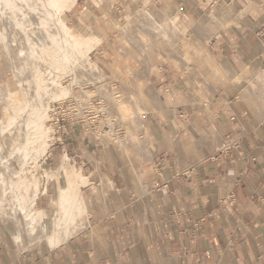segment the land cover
<instances>
[{
	"label": "crops",
	"instance_id": "obj_1",
	"mask_svg": "<svg viewBox=\"0 0 264 264\" xmlns=\"http://www.w3.org/2000/svg\"><path fill=\"white\" fill-rule=\"evenodd\" d=\"M225 1L168 0L182 24L188 21L186 36L202 62L215 69L203 63L198 71L215 76L204 80L206 94L190 88L183 69L162 73L172 104L146 115L155 154L151 165H142L144 194L113 200L118 207L110 209L92 190L87 225L77 234L16 255L0 245V264H264V115L246 110L234 81L236 72L264 69V0H231L232 23L225 16L207 19L206 11L222 10ZM65 139L55 149L74 165L81 160L89 183H99L94 166L79 155L85 146L78 136L67 145ZM98 166L106 182L122 184L110 165ZM164 182L167 187L153 188Z\"/></svg>",
	"mask_w": 264,
	"mask_h": 264
},
{
	"label": "bare ground",
	"instance_id": "obj_2",
	"mask_svg": "<svg viewBox=\"0 0 264 264\" xmlns=\"http://www.w3.org/2000/svg\"><path fill=\"white\" fill-rule=\"evenodd\" d=\"M69 1L0 0V76L6 74L15 83L13 88H11L12 84L8 82L0 85V221L3 231L8 237L16 241L20 252L29 245L40 243L43 238H46L50 247L54 248L67 241L87 225L85 200L80 190H76L73 185V183H78L77 181H81L80 184H83L86 178L85 176L82 177L78 170H74L72 174L67 173L64 165L65 154L58 159L57 166L52 171L40 172L37 176L38 178L29 173L30 163L35 164L46 153L54 141V134L59 130L58 124L50 116L53 100H58L70 93L75 84L84 86L82 83L84 80H89L88 82L90 80L92 82L100 80V71L86 55L83 41L80 42L77 37L70 34L59 16L60 8L62 7L60 4ZM144 2L147 3L149 0H144ZM137 10L139 11V9ZM140 13H143L142 9ZM224 16V13L219 10L212 19L220 22ZM160 19L163 24L164 22H169V25H174L176 14L173 10L159 11L157 14L144 12L141 19L134 20L133 27L126 29L130 31L134 29L137 34V37L135 36L131 39V45L140 49L141 43L146 39H152L162 47L166 39L151 23ZM186 22L183 24L185 27L188 26ZM206 22L209 23L208 21ZM158 24L161 27V24ZM196 27H198V24H196ZM171 30L175 29L172 27ZM183 36L180 39L181 41L177 43L179 52L174 53V49L173 51L170 49L171 52L165 51L166 55L172 56L180 62L184 60L185 54L191 55V52L187 50L188 42ZM168 38L172 40L173 36L171 35ZM205 59L207 58L205 57ZM125 64V72L128 75L135 74L136 77L141 75V68L138 69L140 73H135V66L129 62V59H125ZM220 64L222 65V63ZM211 70L215 72L213 66ZM261 70L259 76L264 78V69ZM238 76L240 74L237 73L236 75L234 73V78ZM103 77L105 79V76ZM203 77L197 76L200 82L197 83V87L205 91L207 86L205 87L206 84H203ZM62 79L67 80V84H63ZM234 81L236 80L234 79ZM122 82L126 83L124 79ZM255 86V80L248 79L245 86L246 89H244L251 92ZM100 91L98 89V92ZM135 92L137 91L130 90L127 93L125 92L127 96L116 105L122 119L120 120L125 124L127 130L129 129L134 135L127 137L126 134L120 135L117 131L110 133V130H106L105 135H109L121 152L129 159V162L124 165L134 175L128 176L129 182L133 185L136 184L142 192L141 176L143 171L140 165L143 161L142 159L147 161L152 158L155 154V145L150 140L147 127L141 126L143 127L141 132L144 134L142 133L139 136L135 134V129L140 127L135 118L147 110L148 105L146 106L145 104L149 103L150 106H153L150 109H153L158 108L162 102L160 98L154 95L151 86L146 87L145 93L138 94ZM113 93H115V89ZM93 94L96 95L95 93ZM134 95L139 97L144 105H135L134 110H131L129 108V97ZM259 95L264 96V93L257 94V96ZM253 96L254 99L260 100L264 104L262 97L256 98V94ZM206 100L208 101V97ZM102 105L94 109L95 114L103 111L106 113L105 106ZM113 115L115 114L113 113ZM113 115L110 114L109 118H112L111 120L115 118ZM87 130L88 133L94 132L89 127H87ZM127 130L125 129L126 132ZM144 135L145 142L143 141ZM97 136V134L90 135L92 139H96ZM134 139L146 151L142 158L131 147V144L135 142ZM102 141H105L104 136ZM90 161L94 162V159L91 158ZM21 176L24 177L23 181L20 180ZM39 177L42 182L51 179L55 187L54 191L48 196L50 206L49 210L46 211L43 209H30L37 193L36 180H39ZM98 178L99 187L95 194L96 200L100 196L102 197L101 190L108 183L105 181L103 174L98 173ZM24 182H27V185L29 184L30 192L29 195L25 193L26 195L22 196L25 189L23 187ZM66 182H69L70 185L68 183L66 185ZM108 184V187H111L110 183Z\"/></svg>",
	"mask_w": 264,
	"mask_h": 264
},
{
	"label": "rangeland",
	"instance_id": "obj_3",
	"mask_svg": "<svg viewBox=\"0 0 264 264\" xmlns=\"http://www.w3.org/2000/svg\"><path fill=\"white\" fill-rule=\"evenodd\" d=\"M203 1H206L207 3L210 4V2L211 1L213 2L214 0H203ZM230 1L231 0L225 1L224 8H222L220 12L222 11L225 15V18H227L226 20L232 23L231 15L232 13L234 14V7L232 6V3H230ZM144 3H145L144 0H70L69 2H62L60 4L62 5V7L60 8L59 16L61 17L64 25L67 27V29L69 30L72 36L77 37L80 42L83 41L86 55L88 56V58H90L92 64L100 71V80L98 82H94V81L92 82L91 80L90 82H88L89 80H84L82 81L84 86L77 84L73 85L72 91L64 95V97L77 93H79L83 99H87V98L91 99L96 97L99 101L101 100L99 106H101L102 104H103L102 106H105L106 113L103 111L101 112L102 115L99 114V116L97 115V117L95 118L94 121L95 129H92L94 131L93 133L91 132L88 133L87 130V127L89 125V123H87L88 121H84V125L82 127H79L82 130H84V133L83 132L79 133L81 135L74 134V132H70V128H76V127H71L69 125H66V127L64 128L58 127L59 130L54 134L55 137L54 141L49 146L46 153L42 157H40L38 159V162H35V164L30 163V167H29V173L35 175V177H37L40 172L52 171L53 169L56 168L57 161L62 156L60 155L62 153L60 147L58 148V150L55 149L57 143H59L61 139L66 138L64 142L67 145V141H66L67 138L69 139L70 137L77 135L79 142L85 146V148L81 150V153L79 152V155L81 156V159H85L87 162H89L91 165L94 166L93 170L98 181H99L98 173L103 174L102 169L99 168L98 166L99 164L110 165V171H112L114 175L122 176V180H123L122 184L120 185L110 184L111 187L110 186L108 187L109 184L106 183L107 185H105V187L108 188L104 187L103 190L100 189L102 197L100 196V198H98L96 202H100L104 206L110 207V209L112 208L115 209V207H118V203L116 201L113 202V200L122 199L121 200L122 202L119 203L122 204L125 201L127 202L130 201L132 194H134L135 196H141L147 190V187L143 182V177L145 176L144 172L143 175L141 176L142 177L141 185L143 186L142 192L138 189L136 184L133 185L129 182L128 176L129 175L134 176L132 174V171L124 166L129 162V159L121 152L117 144L114 143V140H112L109 135L108 136L105 135L106 130H110V133L117 131V133H120V135L126 134L127 137L134 135V134L132 135V132H130L129 129L127 130L125 124L121 121L122 119L120 118L119 112L116 107L118 102L120 100H124V98L127 96L126 93L130 90H135L137 91L135 93L138 94L145 93L147 86H151L154 95L160 98L162 103L159 104L158 108L150 109L153 106L152 105L150 106L149 103L145 104L146 106L148 105L147 110H145L142 113V115H138L135 118L138 126L140 125V127L135 129V134L139 136L143 133L141 132L143 130V127L141 126L147 127L146 115H148V112H151L155 116L156 113H158L159 111L162 112L164 109L168 108L172 104V100H170L171 99L170 92L167 90L169 86L166 84L167 81L164 82L162 79V73L164 71L169 73L170 72L169 69H172L173 67L180 71L183 69L184 70L183 75H185L187 84L190 86V88L191 87L196 88L197 83H200L197 79V76L199 77L204 76L203 78L206 81H209L211 79L209 78V75L211 74L209 73V71H212L211 68L213 64H211L212 62H208V60L202 62L200 56L198 57L197 54L198 52L195 50L196 47L194 46L195 42L192 41V38L190 39L188 38V36H186L185 33L187 31V27H185L181 23L182 16L180 15V13H177L178 10L174 7L170 8V6L168 5L169 4L168 0H156V2L154 0H149V2L145 3L146 5ZM142 7H144L145 10ZM137 9H139L140 12L142 9L143 13L151 12L152 14H157L159 11L165 12L167 10H173L175 12L177 23L175 22L174 25H169V22L166 23L164 22L163 24L161 22V19L157 20V22H151L155 26L154 28L166 39V41L164 40L165 42L164 45L162 46L163 48L160 47V45L156 44V42L152 39L149 40L146 39L143 43H141L142 46L140 49H137L133 45H131V39L134 38L135 36L137 37V34L135 33L136 31L134 29H131V31L126 29L133 27L132 24L138 19H141L143 13H140ZM217 11L219 10H217L215 5H213L211 10L206 11L208 15V16L206 15L207 19H212V17H214ZM158 23L161 24L162 28ZM218 25L222 27V24H218ZM172 27L175 30H171ZM182 33L186 38L185 40L188 42L187 50L191 52V55L185 54L186 56L183 57L184 60L180 62L177 61L174 57L166 55L165 51L171 52L170 49H172V51L174 49L173 51L174 53L179 52V49L177 48L178 45L177 43L181 41L180 39H182L183 36ZM217 34H221V33H217ZM171 35L173 36L172 40L168 38L171 37ZM126 58L129 59V62L133 66H135V70H136L135 73H140L139 71L142 70L141 71L142 73L139 77H136L135 74L128 75L127 72H125ZM203 63H206L207 65L206 69L209 70L206 71L205 73L198 71L197 68L198 64H203ZM139 68L141 69L138 70ZM194 69L196 71H194ZM257 70H259V68ZM259 72H261V70H259ZM259 72L257 71L254 73L252 72L247 73L246 71L243 72L239 71L236 72V75L238 73L240 74V76L234 79L236 80L235 83H239L240 99L242 100L246 110L257 117H262V115H264V108H263L264 104L260 100L254 99L253 96L256 94V98L262 97L264 99V96H260V95L257 96V94L259 93H264V78L259 76L260 74ZM211 75L213 76V74ZM103 76H105V79ZM122 78L124 79V81H126V83L122 82L123 81ZM248 79L249 80L253 79L256 82V86L253 87V90H251V92L245 90L246 89L245 86L248 82ZM66 81L67 80L62 79L63 84H67ZM4 82L11 83L12 84L11 88H13V86L15 85L14 81H12V78L8 77L6 74L0 76V85L3 84ZM102 88L105 89L107 88L106 89L107 91ZM98 89L101 90L100 91L101 93L98 92ZM114 89H115V93H113ZM93 93H95L96 95H94ZM105 96L106 97L109 96V97L106 98ZM138 98L139 97L135 95L129 97L130 100L129 108L131 110L132 109L134 110L135 105L143 104V101L140 98L139 99ZM54 101L55 100H53V102ZM107 112L109 116H107L108 115ZM113 113L115 115H113ZM110 114L115 117V118L113 117L114 120H111L112 118L111 119L109 118ZM111 121H112V125H111ZM105 125L107 127H104ZM123 127L127 130V132ZM148 131L150 130L148 129ZM91 134H97L98 136L96 139H92V137H90ZM102 135L105 137V141H102V137H103ZM134 141L135 142L133 144L130 143L131 147L135 149L137 155L140 158L144 157V152L146 151L143 150L144 148L140 146L139 142L136 139H134ZM143 141L145 142V135L143 137ZM65 149L67 152L69 151L68 148ZM62 154L63 155L65 154L64 165L67 173L72 174L74 170H78L81 176L84 177L86 174V169L82 170V168H79L81 160L78 159L80 161L79 162L77 161V164L74 165L73 161H70L68 158L70 156L69 154H67L65 151ZM91 158L94 159V162L90 161ZM74 159L77 160V158ZM142 160L143 161L141 162L140 168L142 169V171H144L143 168L145 166L142 167V165L145 160L144 159ZM147 161H150L149 165L152 164L151 159ZM105 170L108 172L109 168ZM106 179L107 178H105V181ZM20 180L23 181L24 177L21 176ZM36 182H37V193L34 198L35 200L33 201V204L31 205L30 209L32 210L43 209L44 211L49 210L50 204H49L48 196L54 191L55 188L54 184L52 183L51 179L47 180L46 182H42L40 180V177L39 180H36ZM62 182L64 183V181ZM62 182L60 183L63 184ZM77 182L78 183H73L74 188L76 190L77 189L80 190L82 197L85 200L86 214H88L89 207H87V203L89 200L87 197L89 193L93 190L94 199L96 200L97 197L95 194L97 188L99 187L98 185L99 183L97 184L88 183L89 182L88 178L84 179L83 184L82 183L80 184L81 181H77ZM67 183L70 185L69 182H66V185H68ZM28 185L27 182L23 183V187L25 189L22 196L26 195L25 193L29 195L30 186ZM101 194L99 193V195ZM44 244H48L46 238L41 239L40 243L29 245L24 250H21V252L24 251L26 252L31 249L38 250L39 246L40 245L44 246ZM0 245L2 247L3 253H5L6 250H8V252L10 253H14L15 255L21 253L16 241L8 237L3 231L1 221H0Z\"/></svg>",
	"mask_w": 264,
	"mask_h": 264
},
{
	"label": "built area",
	"instance_id": "obj_4",
	"mask_svg": "<svg viewBox=\"0 0 264 264\" xmlns=\"http://www.w3.org/2000/svg\"><path fill=\"white\" fill-rule=\"evenodd\" d=\"M156 2V0H154ZM87 88V87H86ZM100 104V101L95 97L91 99H83L79 93L72 94L67 97H62L58 100H55L52 103L50 116L54 118L55 122L58 124L59 128H64L66 125L76 128H70V132L78 134L83 132L79 127L84 125V121H88L89 128L95 129V114L94 109H96ZM80 125V126H79ZM104 127H107L106 125ZM62 134V133H61ZM167 187V183H161L160 185H154L153 188Z\"/></svg>",
	"mask_w": 264,
	"mask_h": 264
}]
</instances>
